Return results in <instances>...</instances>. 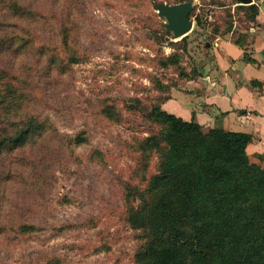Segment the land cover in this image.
Returning a JSON list of instances; mask_svg holds the SVG:
<instances>
[{
	"label": "trees",
	"instance_id": "16d2710c",
	"mask_svg": "<svg viewBox=\"0 0 264 264\" xmlns=\"http://www.w3.org/2000/svg\"><path fill=\"white\" fill-rule=\"evenodd\" d=\"M87 1L0 0V245L11 246L45 231L58 237L99 225L95 215L49 227L28 217L53 208L48 199L60 173L72 190L57 201L67 204L85 171L98 180L96 171L106 165L104 150L92 146L86 111L81 115L83 129L64 131L81 109L75 108L72 96L75 66L90 50L100 48L94 40L96 48H82ZM152 1L156 8L159 3L189 0ZM236 10L249 11L247 22L259 13L256 3L238 4ZM234 12L209 23L212 33L229 31ZM192 16L206 27L195 8ZM160 24L153 39L187 48L188 35L170 40L171 32ZM154 50L151 63L175 67L182 78L178 83H165L157 73L139 70L151 82L149 88L138 86L150 90L145 96L89 98L95 105L93 116L102 123L134 126L129 138L120 139L121 153L132 164L117 173L104 172L110 187L118 191V219L131 231L132 264H264V168L248 155L252 136L222 128L204 131L195 118L185 120L163 109L173 88L202 74L184 68L177 53ZM245 59L251 61L247 54ZM153 91L157 93L149 94ZM143 105L149 110L143 111ZM82 146H90L86 156L79 153ZM12 186L19 190L15 197L7 193ZM63 247L68 252L84 250L76 243ZM103 249L110 247L101 244L97 251ZM31 259L36 264L65 261L56 254ZM0 264L13 263L0 259Z\"/></svg>",
	"mask_w": 264,
	"mask_h": 264
},
{
	"label": "rangeland",
	"instance_id": "374dc122",
	"mask_svg": "<svg viewBox=\"0 0 264 264\" xmlns=\"http://www.w3.org/2000/svg\"><path fill=\"white\" fill-rule=\"evenodd\" d=\"M193 1L195 13L202 17L206 27L199 26L195 16H192L194 25L188 34V44L184 50L172 45L169 40L159 43L153 39L152 35L165 19L157 13L152 0H89L86 2L83 10L87 15L81 27L84 43L82 48H96L94 41L100 48L90 50L85 61L75 66L72 96L77 102L75 108L81 109L75 112L74 124L70 127L64 126V131L73 133L83 129L85 124L81 115L83 111H86L92 146H98L104 150L107 157L106 165L102 166L105 168L96 171L98 180H93V176L85 171L86 175L82 177L81 185L74 188L75 191L71 195L72 202L67 204H60L57 201L61 194L72 190L64 174L60 173L59 182L48 199L53 208L48 212H38L37 216L33 213L28 217L49 227L50 224L76 222L95 215L99 225L96 229L68 231L58 237H52L51 231H45L39 235L17 239L11 246L2 243L0 259L8 260L13 264H36L31 256L38 258L40 254H56L62 256L63 261L65 260L64 264H132L131 252L134 242L128 238L131 231L124 228L118 219L120 209L118 191L110 187L111 180H105L104 172L114 170L117 173L132 164L129 158L121 153L120 139L129 138L134 131V126L131 127L132 125L128 123L120 125L102 123L100 118L93 116L95 105L90 104L89 98L96 101L106 95L118 98L133 94L145 96L150 90L143 91L138 86L148 87L151 82L149 77L144 76V73L140 74L139 70L157 73L165 83H178L182 78L175 67L166 69L151 63L150 58L156 54L155 48H162L165 54L177 53L180 56L181 65L187 70L193 68L200 70L207 56L206 42L213 36L210 33L209 23L216 24L229 11H235L232 13L233 23L246 25V12L249 11L238 12L236 6L239 2L234 3V0ZM169 38L174 41L179 40L174 39L172 33ZM136 86L139 90H135ZM153 93L157 92L153 91L149 94ZM177 94L179 96L182 93ZM141 108L143 111L149 110L146 105ZM125 115L129 118L126 113ZM138 120V122L142 121ZM206 126V124L202 125L204 131L208 130ZM89 147H80L79 153L86 156ZM89 183L91 188L87 187ZM18 191L17 186H12L7 193L15 197ZM72 243L82 244L84 250L66 251L63 245ZM101 244L108 245L110 249L98 252L97 248ZM40 262V264H46L42 260Z\"/></svg>",
	"mask_w": 264,
	"mask_h": 264
},
{
	"label": "crops",
	"instance_id": "0c3cea01",
	"mask_svg": "<svg viewBox=\"0 0 264 264\" xmlns=\"http://www.w3.org/2000/svg\"><path fill=\"white\" fill-rule=\"evenodd\" d=\"M254 3L259 13L253 21L229 25V31L220 34L210 32L202 75L173 88L162 107L185 120L195 118L208 130L247 132L252 136L250 160L264 168V0Z\"/></svg>",
	"mask_w": 264,
	"mask_h": 264
},
{
	"label": "water",
	"instance_id": "95a60500",
	"mask_svg": "<svg viewBox=\"0 0 264 264\" xmlns=\"http://www.w3.org/2000/svg\"><path fill=\"white\" fill-rule=\"evenodd\" d=\"M241 5H250L254 0H238ZM194 1L189 0L181 3H159L156 5L157 13L165 19L163 27L173 34L174 39H181L193 29ZM230 28L234 27L231 23Z\"/></svg>",
	"mask_w": 264,
	"mask_h": 264
}]
</instances>
